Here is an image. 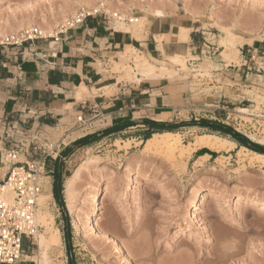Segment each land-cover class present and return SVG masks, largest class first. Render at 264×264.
<instances>
[{"label": "rangeland", "instance_id": "374dc122", "mask_svg": "<svg viewBox=\"0 0 264 264\" xmlns=\"http://www.w3.org/2000/svg\"><path fill=\"white\" fill-rule=\"evenodd\" d=\"M102 4L104 8L99 7ZM150 6L160 13L155 18H176L198 30L201 37L204 52L194 58L189 54L185 58L187 69L175 66L168 59L153 62L174 73L177 71L170 73L173 74L170 77L179 81L185 94L181 109L174 114L167 112L158 116L159 124L169 127L163 130L152 131L148 124L137 131L104 138L102 133L107 126L85 118L92 128L78 126L77 134L65 142L61 139L64 130L56 132L53 141H48L61 143V153L56 159L47 161L49 174L44 182L50 183L53 194L56 164L60 163L65 180L64 204H60L54 194L53 199L44 202L40 199V212L50 216L49 226L44 227L46 230L42 228L34 242L26 243L25 263L22 264H42L45 254L49 262L43 264H195L197 260L201 264H264V208L261 205L264 202V167L259 168L257 164L251 168L248 161L253 156L246 153L242 145L230 136L201 125L207 121L228 126L264 148V92L246 89L253 106L246 107L244 112L243 109L228 111L226 116L219 114V110L209 109L201 97L196 102L204 104L198 107L188 97L195 90L198 94L210 92L215 63L243 66L245 58L241 51L246 55L245 44L256 42L263 46L261 51L264 52V0H0V32L4 33L0 40L31 29L46 33L38 41L58 42L60 35L70 28V23L80 14H95L94 9L99 12L90 19L113 23L116 29L124 24L134 28L137 24L125 20L136 18L147 25L148 20L154 18L146 12ZM118 7L125 10L120 11L126 13V18H114L113 13H119ZM195 12L199 13L196 18L192 15ZM48 24L52 26L51 36L44 29ZM181 29L183 32L188 30ZM225 31L234 35H231L232 40ZM227 39L233 43L230 50L223 44ZM38 41L21 47L0 45V52L30 49ZM136 51L131 66L138 55L144 54ZM236 53H239L238 61L229 64L224 61L226 55ZM259 56L255 55L256 69L252 65V70H248L251 65L248 63L240 74L242 77L247 78L248 73L264 74V59L259 60ZM115 61L121 62V58ZM115 61L103 68L120 79L124 73L114 71ZM260 69L262 73L258 72ZM247 84H254V79L250 78ZM114 91L111 88L109 93ZM166 129L172 132L164 131ZM166 132L176 134L183 145L173 155L158 154L147 148V137ZM205 135L226 138L234 141L237 147L232 152L200 150L197 143L199 137ZM4 136L7 138V134ZM79 136L96 137L97 140L90 146L80 147L76 145L79 140L72 142ZM32 137L27 135L16 143L17 146L25 145L23 153L30 148L29 159L38 157V152L30 147ZM37 142L45 144L46 138L39 137ZM68 150L72 151L65 154ZM5 151L4 147L0 150V180L8 171V166L1 163V154ZM20 160L26 161V158L21 156ZM78 169L83 170L76 186L77 198L86 202L81 205L84 208L83 225L89 227L92 199L98 193L102 208L99 223L105 234L119 241L126 250L125 256L119 255L114 245L99 238L95 232L90 231L86 236L75 226V216L68 210L65 190ZM46 185L43 194H47ZM248 198H256L259 203L247 206ZM194 201L197 206L191 205ZM53 229L60 231V246H52L46 241Z\"/></svg>", "mask_w": 264, "mask_h": 264}, {"label": "crops", "instance_id": "0c3cea01", "mask_svg": "<svg viewBox=\"0 0 264 264\" xmlns=\"http://www.w3.org/2000/svg\"><path fill=\"white\" fill-rule=\"evenodd\" d=\"M122 27L117 30L113 23L89 18L63 32L58 42L38 41L30 49L14 48L0 52V138L3 139L0 150L3 147L16 149L19 139L27 135L53 141L56 132L61 130H64L61 139L65 142L77 134V118L82 115L90 121L95 120L94 124H105L107 128L102 135L108 138L137 131L149 126V122L159 124V115L180 111L185 94L175 77L119 82V77L103 66L119 58L124 60L122 55L127 46L144 53L143 56L150 58L152 63L178 54L200 57L203 47L199 31L173 17L153 18L145 26L146 39L139 41L129 32L122 31ZM181 28L188 30L183 32ZM245 47L246 55L241 51L245 58L243 66L215 63L210 92H189L188 97L194 101L195 107L204 104L196 102L198 97L206 101L209 109L219 110L223 116L228 111L237 112L253 106L247 90L264 92V74L248 73L247 78L240 74L248 63L251 64L248 70H252V65L256 69L258 60L255 55L263 56L264 52L261 51L263 46L256 42L245 44ZM261 56L259 60L264 59ZM258 72L262 73V70ZM250 78L254 79L252 85L247 84ZM111 88L115 91L109 95ZM85 89L89 95L79 99L78 95ZM152 128V131L163 130ZM167 133L174 134H164ZM82 139L85 136L72 142ZM203 149L207 148L200 150Z\"/></svg>", "mask_w": 264, "mask_h": 264}, {"label": "built area", "instance_id": "2783aa9c", "mask_svg": "<svg viewBox=\"0 0 264 264\" xmlns=\"http://www.w3.org/2000/svg\"><path fill=\"white\" fill-rule=\"evenodd\" d=\"M96 14L97 12L80 14L75 22L69 24L70 28L67 30L82 24L90 17H96ZM125 22L131 24L132 20ZM41 39L43 35L40 31L27 29L0 40V45L21 47ZM77 123L79 128H92L83 115L77 118ZM32 138L30 147L32 151L38 152L37 158L29 159L30 148L23 153L25 145L22 143L16 149L6 150L1 154V163L8 166V171L0 180V264L25 263L26 243L34 242L42 230L38 215L45 188L44 180L49 174L47 161L60 155L62 144H54L48 140L45 144H39L38 136ZM21 156L26 161H21Z\"/></svg>", "mask_w": 264, "mask_h": 264}, {"label": "bare ground", "instance_id": "6f19581e", "mask_svg": "<svg viewBox=\"0 0 264 264\" xmlns=\"http://www.w3.org/2000/svg\"><path fill=\"white\" fill-rule=\"evenodd\" d=\"M99 7L104 8L103 4H102V6H99ZM94 10H96L95 12H97V13L99 12L98 9H94ZM94 10H92V11H94ZM120 10L125 12V10H122L121 8H119L118 11H119L120 14L119 13L117 14V12H116V13H113V16L114 17L116 16L118 19L126 18L125 17L126 16V13H123ZM146 12L151 17H154V16L156 17V15H159L160 14V13L158 14L157 10L154 7H151V6L148 7V8H146ZM192 15L196 18L199 15V13L198 12H195V13H192ZM133 23L135 25L137 24L134 28L131 27L132 25L130 27H128L126 24H124L123 27H122V31H126V32L130 31L131 32L130 34H132L133 37L135 39L139 40V41L146 39V33H145L146 32V30H145L146 24H145L144 20L143 21H140L139 19L133 18L132 19V24ZM24 26L26 27L27 24L24 25ZM30 26H31V24H30ZM45 26H46V28H44V29L47 31V34L50 33V36H51V34H53L51 32V27L52 26L49 25V24L48 25H45ZM225 32L227 33L228 38H230L232 40L231 35H233V34L230 33L229 31L228 32L225 31ZM248 32H249V30H248ZM41 33H42V35L43 34L46 35V33H44L43 31ZM1 35H4V33L0 32V36ZM3 37H5V36H3ZM45 37H47V36H45ZM162 40H163V37H162ZM228 42H229V39H227V42H224L223 44H224V46L226 47L227 50H230V48H231V46H232L233 43L230 44L231 42H229V43ZM136 52L137 51L135 50V48L128 47L127 46L124 54L122 55V57L124 58V60H122L121 62H114V71L116 73H119V72L123 71V73H124V76H122L119 79V82L121 80H123V79L128 80V81H132V82H135V81H137L139 79L157 80V79H161V78L170 77L171 75H173V74H170V73H174V72H172L171 70H169L167 68L156 66L148 58H146L143 55L136 57L137 58L136 61L135 62L133 61L134 62V65L131 66L130 65L131 59L129 57H132L134 54H136ZM239 53L231 54V55H226L224 61H226L228 64L229 63H233L235 61H238L237 60V58H238L237 55ZM185 58H186L185 56L178 54V55H175V56H172V57H168L167 59L172 64H174L177 67H181L182 69H187V66L185 64ZM176 72L174 74H176ZM109 94H111V93H109ZM88 95H89V92L85 89L84 91L80 92V94L78 95V98L79 99H83L84 97H86ZM244 111H247V110H243V112ZM145 145L147 146V148H150L153 151H156V153H158V154H163V153H167L168 154V153H170L172 155H173V153L176 150H178L181 146H183L181 140L178 138V136L176 134H168V133L167 134L153 136L152 138H150L149 140L146 141V144ZM235 146L236 145H235V143L233 141H230V140H227V139H224V138H221V137H217V136H211V135L199 137V142L197 143V147L207 148V149L213 150L215 152H224V151L232 152V150L235 148ZM244 150L247 151L246 153H249L250 155L253 156V158H251V160L248 161L249 162L248 164H249V166L251 168L257 167V164H258V167L259 168H263L264 167V155L258 154L256 152H253V151H250V150H246V149H244ZM88 165H90L89 164V161H88ZM91 165H92V163H91ZM81 170H83V169H78L74 173V175L72 177L73 179L70 182H68V184L66 186V190H65V193L67 195L66 197H67V200H68V201L66 200L68 202L67 203L68 210H70V212L72 213V215L75 216V226L77 227V229L80 232L83 231L86 236H88L87 234L90 231L95 232L96 235L99 238H103V239L106 240V242L108 244L114 245V247L117 250L116 252L119 255L125 256V254H126L125 251L126 250L123 247L120 246L119 241L118 240L116 241V238L114 239V237L112 238L110 235L108 236L107 234H105L106 232L103 231L104 229L102 228L101 224L99 223V221L101 220L102 208H101V203H100L101 196H99L98 193L95 194L93 196V199H92L93 208H92V211H91L90 216H89V221H90V224L88 225L89 227L87 228L86 225H83V222H82V219H83L82 217H83V214H84L83 213V210H84L83 206L86 205V202H85V200H82V201L80 200L81 202L79 201V199L77 198L78 197V191H77V188H76L77 182L79 181V178H80ZM46 186H47L46 187L47 194H43L42 195V197H41V201L42 202H44L47 199H50V198L53 199L54 198L53 195H52V193H51V191H50V183L47 182V185ZM107 190H108V188H107ZM106 196L107 195H105V197ZM258 203H259V201L256 198H248V199H246V203L245 204L247 206H249L251 204H258ZM81 205H83V206L81 207ZM191 205L192 206H197V203H195V201H194ZM261 205L264 208V202ZM48 216L49 215L47 213L40 212L39 211L38 221L40 223V226H42V228H44V227L45 228H48L49 222H50L48 220ZM83 221H85V220H83ZM53 230L54 231L51 233L49 240L47 239L46 241L49 242V244H51L52 246H60L62 244V238H61L60 231L57 230V229H53ZM47 232L48 231H46V233ZM40 234L41 233H39L36 236V238L39 237ZM39 241H40V239H39ZM42 242H43V240H42ZM40 246H41V244H40ZM45 261H47V254L44 255V262L43 263H45ZM47 262H49V261H47ZM128 262H130V261H128ZM205 262H203V263H205ZM194 263L195 264H201L200 261H198V260L195 261Z\"/></svg>", "mask_w": 264, "mask_h": 264}, {"label": "trees", "instance_id": "16d2710c", "mask_svg": "<svg viewBox=\"0 0 264 264\" xmlns=\"http://www.w3.org/2000/svg\"><path fill=\"white\" fill-rule=\"evenodd\" d=\"M149 124L151 125V127H159L161 128H169L168 126L165 125H161V124H157L155 122H149ZM201 125L203 127H207V128H211L212 130L221 133L222 135L225 136H230L232 137L237 143H239L240 145H242L243 147L247 148L250 151L256 152L258 154L264 155V148L262 146H259L258 144L252 143L250 140H248L247 138H245L244 136H242L241 134H239L238 132H236L235 130H233L232 128L228 127V126H224V125H219V124H215L212 122H207V121H203L201 122ZM173 129V128H171ZM165 131H171L172 130H168L166 129ZM149 135V134H148ZM150 137H147L146 140H149ZM97 140L96 137H88L85 139H82L78 142H76L77 146L83 147V146H88L90 145V143H93ZM72 150H68L65 154L70 153ZM56 171L54 174V184H53V194L54 197L56 198V200L60 203V204H64V197H63V191H64V177H63V172L61 170V166L60 163L57 162L56 164ZM68 176H70V174H65Z\"/></svg>", "mask_w": 264, "mask_h": 264}]
</instances>
